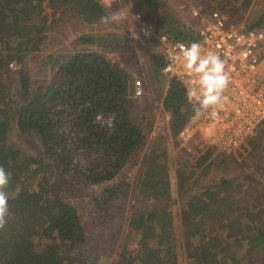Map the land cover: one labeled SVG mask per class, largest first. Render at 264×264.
<instances>
[{
    "label": "trees",
    "instance_id": "obj_1",
    "mask_svg": "<svg viewBox=\"0 0 264 264\" xmlns=\"http://www.w3.org/2000/svg\"><path fill=\"white\" fill-rule=\"evenodd\" d=\"M46 1L53 21L73 31L79 25L107 26L100 18L111 14L101 0H0V165L12 174L6 188L8 222L0 229V264H99L96 250L84 247L90 239L85 214L68 193L91 195L107 215L111 200L132 185L141 203L128 216L122 237L105 243L106 264H181V259L185 264H244L260 256L264 122L234 152H222L206 139L191 149L178 141L179 152L171 159L167 136L179 137L194 115L184 85L170 81L161 105L171 116L165 126L146 91L144 107L138 108L134 59L109 46L106 35L80 34L78 49L56 61L54 80L34 83L27 63L44 50L53 26L43 14ZM143 1L155 11L164 6L160 0ZM251 2L225 0L221 10L231 4L234 17ZM166 21L173 23L168 16L154 22L162 27ZM126 22L113 24L126 32ZM167 29L183 36L174 26ZM152 49L155 82L165 59ZM54 59L50 54L41 61ZM15 126L37 137L39 155L8 140ZM238 156L250 157L252 172L243 170ZM136 166L132 184L127 175ZM232 168L240 172L228 176ZM95 185H104L100 195ZM132 234L134 242L127 239Z\"/></svg>",
    "mask_w": 264,
    "mask_h": 264
},
{
    "label": "rangeland",
    "instance_id": "obj_2",
    "mask_svg": "<svg viewBox=\"0 0 264 264\" xmlns=\"http://www.w3.org/2000/svg\"><path fill=\"white\" fill-rule=\"evenodd\" d=\"M101 1L109 8L110 13L117 11L119 8H122V6H127L130 9L141 10L146 17L154 21L161 20V17L165 19L166 16H168V18L172 19L173 23L166 21V23L163 24L161 28L167 29L171 28V26H174L175 28H178L182 31L191 29L192 26L195 25V22L198 21V18H193L191 15V7L193 5H197L198 7H206L209 10H221V7L225 3V0H207L204 3H200L197 0H160L164 6L163 8H160L159 11H155L153 7H150L143 0ZM236 4L240 5V2L236 1ZM44 6L45 9L43 14H46L49 17V22H51L53 26L52 30L48 32V38L46 39V47H44V50L42 52H37L35 54L37 57L30 59L27 63L31 78L34 83H50L54 80L58 64L56 61L68 56L72 51L78 49L80 46V34L87 32L96 36L106 35L109 37L107 41L109 46L130 53L131 57L134 59L133 64L136 68V80L141 79L143 81L144 92L146 91L145 96L149 100V105L151 107H156L157 116L159 115V117H161L165 126L169 125L171 117L170 114L161 110V105L168 89L169 79L166 75L161 74L157 78L158 81L154 82L150 63V53L153 49L151 46L141 41V39L136 36V32L133 31L131 24L128 22H126L128 25L123 24V28H126V32L121 30L122 26L117 27L113 23L107 24V26L92 25L88 27L86 26L85 28L83 25H79L80 27L75 26V31H73V28H70L69 25L62 24L59 21H53V10L49 7L47 1L44 3ZM231 9V4L225 6V12H227L230 17L232 13ZM58 15L59 13L57 16ZM263 15L264 0H252L250 6L246 10H243V13H238L234 17H231V19L237 22H244L246 26H253L260 22L261 28H264V20L261 21ZM50 54L55 55L54 63L49 62L48 64L43 65L41 60ZM262 77L264 78V72H262ZM136 104L139 105V109H142L144 107V98L139 97ZM204 133H206V130L197 132L196 136L187 142L181 138L179 139L180 136L177 137L173 134L167 136V144L171 149V159L175 160V155L179 152L180 144L178 141H181V146L185 145L190 149L192 148V145L196 142H199L200 139H206V144L213 143V136L205 137ZM8 140L29 154H40V142L38 141L37 137L33 134L20 131L16 126L13 127L12 131L10 132ZM238 159V163L243 168V170L247 171V173L253 171V169L249 167V156H238ZM239 170L240 169L234 168L230 171L228 176H234L238 174V172H240ZM136 171L137 166L134 168V170L128 173L129 175H127L129 176L131 183L135 179ZM125 174L127 173H123L121 176H126ZM171 174L173 177V194L174 196L178 197V189L175 182L176 174L174 168L171 170ZM103 187L104 185H95L92 188L94 189L95 193L100 195L102 193ZM68 200L85 214L86 229L90 239L84 247L88 249L94 248L96 250V258L99 261V264H106L105 262L107 261L104 256L105 243L109 240H113L114 238H116L118 241L122 237L123 233L128 230V216L134 210V208L141 203L136 187L132 185L128 193L121 192L118 196L111 200L107 215H104L101 209L97 207L91 195L80 194L76 192L71 194V192H69ZM175 207H177V203H175ZM127 239L134 242L137 238L134 234H132ZM94 249H92V251H95ZM111 251V256L114 258L116 256V252L115 250ZM258 259L264 262V251L256 258L249 257L244 264H251ZM181 264H185L182 259Z\"/></svg>",
    "mask_w": 264,
    "mask_h": 264
},
{
    "label": "built area",
    "instance_id": "obj_3",
    "mask_svg": "<svg viewBox=\"0 0 264 264\" xmlns=\"http://www.w3.org/2000/svg\"><path fill=\"white\" fill-rule=\"evenodd\" d=\"M197 1L204 3L207 0ZM118 10H122L123 20L131 24L136 36L152 48L159 49L164 56L163 74L169 79L168 87L171 79L180 81L185 89L196 79L185 74L181 45L198 42L203 54L211 52L226 59L225 70L230 75V82L223 93V103L216 108L217 116L212 118L205 112L198 120L188 121L179 132L182 140L190 141L197 132L206 130L205 137L213 136V143L219 150L231 153L256 134L264 122V28L246 26L220 9L209 10L193 5L191 15L198 21L191 29L183 31L181 37L158 27L139 9L122 6ZM146 31L150 35H146ZM169 55L176 59L169 60ZM143 94V81L137 79L135 95L141 97Z\"/></svg>",
    "mask_w": 264,
    "mask_h": 264
},
{
    "label": "clouds",
    "instance_id": "obj_4",
    "mask_svg": "<svg viewBox=\"0 0 264 264\" xmlns=\"http://www.w3.org/2000/svg\"><path fill=\"white\" fill-rule=\"evenodd\" d=\"M124 19L122 10L113 11L109 15L100 18L101 23H119ZM146 35L150 32L146 31ZM180 54L183 58V67L186 75L195 76L192 86L186 85V96L190 103H193V121L198 120L201 115L208 112L212 118L217 116L216 108L223 103L224 91L230 82V75L225 70L226 59L214 53H202V46L198 42H192L189 46H180ZM174 55H169V60H175ZM167 73V69L164 70ZM211 109L209 112L208 110ZM11 172L6 171L0 165V229L7 224L9 215V194L6 188L9 185Z\"/></svg>",
    "mask_w": 264,
    "mask_h": 264
}]
</instances>
